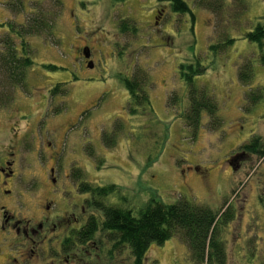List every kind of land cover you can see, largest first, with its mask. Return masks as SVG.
I'll list each match as a JSON object with an SVG mask.
<instances>
[{
    "label": "rangeland",
    "instance_id": "obj_1",
    "mask_svg": "<svg viewBox=\"0 0 264 264\" xmlns=\"http://www.w3.org/2000/svg\"><path fill=\"white\" fill-rule=\"evenodd\" d=\"M184 1L190 12L183 14L160 0H0V93L20 107L16 116L45 105L48 117L64 112L55 120L62 122L58 142L64 140L58 164L84 172L70 173L71 180L95 189L92 200L129 209L133 216L151 201L180 199L209 207L217 217L229 213L211 236L222 246V262L212 252L203 264H264V157H235L253 135L264 138V46L245 36L257 23L264 26V0H246L242 13L239 0L217 8ZM123 21L136 32L121 29ZM27 24L41 27L22 36L19 29ZM229 35L233 44L212 54L211 44ZM84 44L91 66L83 61L85 50L80 53ZM13 48L24 72L16 85L8 76L12 70L3 66ZM196 61L207 68L193 79L194 88L216 103V112L203 110L195 128L184 119L191 88L178 68H202ZM245 62L252 65L249 86L237 75ZM131 75L144 77L150 101L136 113L129 111L130 95L119 79ZM257 90L261 98L250 106L247 96ZM41 129H47L45 122ZM27 161L33 163L31 174L45 182L35 158ZM111 184L113 191L103 197L101 189ZM90 212L100 226V208ZM118 238L116 232L105 237L116 250L97 260L136 264L131 247ZM6 253H0V264ZM193 257L177 230L162 243H149L142 264H201Z\"/></svg>",
    "mask_w": 264,
    "mask_h": 264
},
{
    "label": "flooded vegetation",
    "instance_id": "obj_2",
    "mask_svg": "<svg viewBox=\"0 0 264 264\" xmlns=\"http://www.w3.org/2000/svg\"><path fill=\"white\" fill-rule=\"evenodd\" d=\"M160 12L162 9L157 10ZM84 50L89 58L84 56L83 61L91 66L89 46H81L80 53ZM7 98L6 93H0V244L9 252L3 254L4 263L35 264L44 259V264H101L97 258H111L116 245L105 237L115 231L105 228L102 212L100 226L96 214L90 212L96 207L87 182L71 180L77 170L78 174L84 172L70 163L58 164L64 140L58 142L62 122L55 120L64 112L55 111L48 117L45 105L16 116L20 107L11 106L12 97L8 102ZM76 121L68 124V131ZM44 122L46 130L41 129ZM28 156L44 170L45 182L29 171L33 163L27 161ZM40 157L46 160L42 163ZM65 166L74 167L73 171ZM80 189L81 193L76 191ZM69 190L73 195L69 196ZM3 250L0 248V253Z\"/></svg>",
    "mask_w": 264,
    "mask_h": 264
},
{
    "label": "trees",
    "instance_id": "obj_3",
    "mask_svg": "<svg viewBox=\"0 0 264 264\" xmlns=\"http://www.w3.org/2000/svg\"><path fill=\"white\" fill-rule=\"evenodd\" d=\"M167 1L169 7L173 12L186 13L190 12L188 5L184 0H160ZM242 5L241 13L246 8V0H239ZM205 2V3H204ZM201 6L206 8H217L225 3V0H199ZM245 8V9H244ZM158 10V9H157ZM156 10V11H157ZM193 16V15H191ZM11 29L12 25H8ZM41 25L39 24H27L20 27V34H37ZM121 29H129V31L136 32L133 25H129L126 21L122 22ZM20 35V36H21ZM135 35V33H134ZM246 39L257 43L260 47L264 46V26L261 23H257L253 28L249 29L245 33ZM235 38L231 35L226 36L224 39L219 40L217 43L211 44L210 52L214 55L217 54V49L220 51L226 50L228 46L233 44ZM16 49L11 50L10 55L5 59L4 69L9 72V79L14 80L15 85L22 79L23 73L21 71L22 65L20 58L14 56ZM27 58V64H29ZM251 62H245L238 68V78L242 84L249 86V81L252 76ZM195 65L202 68H196L191 63H181L178 68L180 78L184 81L185 85L190 87L189 98L190 104L186 113H184V119L190 126L197 127L200 119V114L203 110H207L209 113L216 112V103L210 101L206 95H200L199 91L195 90L193 85V79L204 72L207 67H204L199 62H195ZM51 67V66H50ZM52 68V67H51ZM5 71V72H6ZM146 74V73H145ZM144 74V77H145ZM148 75V74H147ZM143 76L124 77L120 76L121 83L125 86L127 93L130 95L129 111L136 113L142 109L145 103H150L147 97L146 85ZM11 83V82H10ZM3 88V87H2ZM54 91V90H53ZM258 91V90H257ZM138 93V94H137ZM253 94L247 96L250 101V106L255 104L261 95L258 92H252ZM207 98V99H206ZM171 99H176L172 97ZM139 100V101H138ZM238 154V155H237ZM257 155L264 157V138L260 139L258 136H252L248 141L241 144L240 149L236 152L235 157L244 158L249 155ZM113 184L101 189L103 197L107 196L110 191H113ZM94 195L95 189L87 188ZM94 206L100 208L104 215L105 228L114 230L121 239L122 242L127 243L131 247L135 259L138 261L136 264H141L143 255L147 249V246L151 242L162 243L169 239L174 233L179 230L182 233L184 239L187 240L191 249L192 255L198 263L203 264V260L207 257L212 259V252L216 255L217 260L222 262L223 252L222 246L218 244L211 236L216 231L218 223L226 222L231 215L221 214L217 217V212L209 207L200 206L194 204L185 199H180L172 204H164L157 201H151L148 208L143 210L138 216H133L131 211L126 208H120L115 205L106 204L105 202H96Z\"/></svg>",
    "mask_w": 264,
    "mask_h": 264
},
{
    "label": "water",
    "instance_id": "obj_4",
    "mask_svg": "<svg viewBox=\"0 0 264 264\" xmlns=\"http://www.w3.org/2000/svg\"><path fill=\"white\" fill-rule=\"evenodd\" d=\"M85 56L88 57V53H87V51H85Z\"/></svg>",
    "mask_w": 264,
    "mask_h": 264
}]
</instances>
